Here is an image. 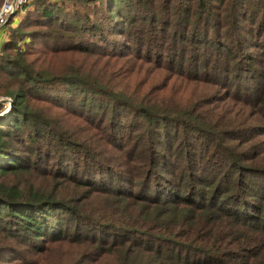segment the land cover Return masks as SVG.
Wrapping results in <instances>:
<instances>
[{"label": "trees", "instance_id": "1", "mask_svg": "<svg viewBox=\"0 0 264 264\" xmlns=\"http://www.w3.org/2000/svg\"><path fill=\"white\" fill-rule=\"evenodd\" d=\"M5 32L0 264H264V0H30Z\"/></svg>", "mask_w": 264, "mask_h": 264}, {"label": "built area", "instance_id": "2", "mask_svg": "<svg viewBox=\"0 0 264 264\" xmlns=\"http://www.w3.org/2000/svg\"><path fill=\"white\" fill-rule=\"evenodd\" d=\"M30 0H4L0 6V38L3 42L6 38L5 27L12 16L29 3ZM6 104L9 101L5 102Z\"/></svg>", "mask_w": 264, "mask_h": 264}, {"label": "rangeland", "instance_id": "3", "mask_svg": "<svg viewBox=\"0 0 264 264\" xmlns=\"http://www.w3.org/2000/svg\"><path fill=\"white\" fill-rule=\"evenodd\" d=\"M17 20V19H16ZM16 23V22H15ZM1 100H3L2 98H0V103H1ZM4 119L6 118V116L5 117H3ZM31 255H32V253L31 252H24L23 253V257L25 258V259H29V258H32L31 257ZM55 255L57 256L58 255V253L57 252H55Z\"/></svg>", "mask_w": 264, "mask_h": 264}, {"label": "crops", "instance_id": "4", "mask_svg": "<svg viewBox=\"0 0 264 264\" xmlns=\"http://www.w3.org/2000/svg\"><path fill=\"white\" fill-rule=\"evenodd\" d=\"M1 43H2V40H1V38H0V46H1Z\"/></svg>", "mask_w": 264, "mask_h": 264}]
</instances>
